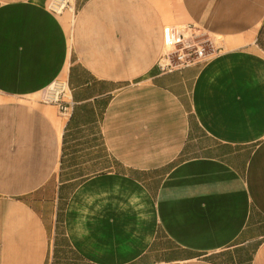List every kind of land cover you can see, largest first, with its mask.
I'll return each instance as SVG.
<instances>
[{
  "label": "crops",
  "instance_id": "1",
  "mask_svg": "<svg viewBox=\"0 0 264 264\" xmlns=\"http://www.w3.org/2000/svg\"><path fill=\"white\" fill-rule=\"evenodd\" d=\"M54 4L0 0V264H264V0Z\"/></svg>",
  "mask_w": 264,
  "mask_h": 264
},
{
  "label": "built area",
  "instance_id": "2",
  "mask_svg": "<svg viewBox=\"0 0 264 264\" xmlns=\"http://www.w3.org/2000/svg\"><path fill=\"white\" fill-rule=\"evenodd\" d=\"M70 6V0H56L53 8L58 11V7L68 8ZM167 33H169L168 47L163 56L159 59V67L164 69H171L175 67L189 66L204 62L207 58L206 48L204 44H191L190 35L186 36L183 30L177 27H168ZM195 46V48H190ZM167 47V48H168ZM175 54L176 59L173 58ZM63 96V89L59 84H52L47 91V101H50L57 105L59 113L62 116L68 117L71 111L72 102L61 98Z\"/></svg>",
  "mask_w": 264,
  "mask_h": 264
},
{
  "label": "rangeland",
  "instance_id": "3",
  "mask_svg": "<svg viewBox=\"0 0 264 264\" xmlns=\"http://www.w3.org/2000/svg\"><path fill=\"white\" fill-rule=\"evenodd\" d=\"M180 30H183L186 33V36L190 35V41L192 42L191 44H199L202 43L204 44V47L206 48V53L207 57L215 54L218 51V47L214 45V43L217 44L218 38L217 37H210L209 35L205 34L201 30L191 26V25H181L177 26ZM168 41L166 44V49L172 48L168 47ZM195 48V46L190 47ZM173 58L176 59L175 54H173Z\"/></svg>",
  "mask_w": 264,
  "mask_h": 264
},
{
  "label": "bare ground",
  "instance_id": "4",
  "mask_svg": "<svg viewBox=\"0 0 264 264\" xmlns=\"http://www.w3.org/2000/svg\"><path fill=\"white\" fill-rule=\"evenodd\" d=\"M56 1V0H55ZM73 0H70V5L72 4ZM54 6V5H53ZM62 10V7H58V11ZM169 37V33H167V36H166V41H168V38Z\"/></svg>",
  "mask_w": 264,
  "mask_h": 264
}]
</instances>
